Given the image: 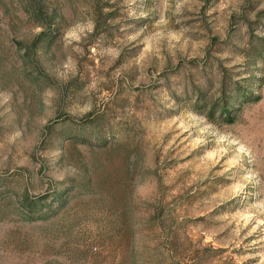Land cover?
I'll return each instance as SVG.
<instances>
[{
	"label": "rangeland",
	"instance_id": "obj_1",
	"mask_svg": "<svg viewBox=\"0 0 264 264\" xmlns=\"http://www.w3.org/2000/svg\"><path fill=\"white\" fill-rule=\"evenodd\" d=\"M253 38L264 0H0V264H264Z\"/></svg>",
	"mask_w": 264,
	"mask_h": 264
},
{
	"label": "trees",
	"instance_id": "obj_2",
	"mask_svg": "<svg viewBox=\"0 0 264 264\" xmlns=\"http://www.w3.org/2000/svg\"><path fill=\"white\" fill-rule=\"evenodd\" d=\"M253 39L256 42V49L247 57V59H250L251 63H254L255 59L261 58L262 55H264V38H253ZM231 85L233 87L235 86L234 84ZM221 89L226 90L227 88L225 87L224 84H222ZM232 91L233 93H236L238 95L237 96L238 99H245L249 97V94L247 92L238 94L237 88L233 89ZM207 111H208L207 116H212L213 113L218 112L220 119L226 122H230L232 120L230 114L231 112L235 111V108L233 103H229L228 105L225 106H223V104L217 105L215 103H210L209 106H207Z\"/></svg>",
	"mask_w": 264,
	"mask_h": 264
}]
</instances>
